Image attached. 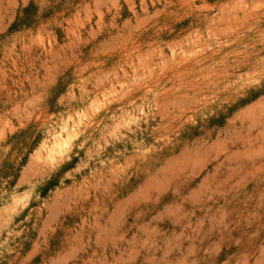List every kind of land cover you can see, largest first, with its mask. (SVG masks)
Here are the masks:
<instances>
[{
  "label": "rangeland",
  "instance_id": "1",
  "mask_svg": "<svg viewBox=\"0 0 264 264\" xmlns=\"http://www.w3.org/2000/svg\"><path fill=\"white\" fill-rule=\"evenodd\" d=\"M263 132L264 0H0V264H264Z\"/></svg>",
  "mask_w": 264,
  "mask_h": 264
},
{
  "label": "bare ground",
  "instance_id": "2",
  "mask_svg": "<svg viewBox=\"0 0 264 264\" xmlns=\"http://www.w3.org/2000/svg\"><path fill=\"white\" fill-rule=\"evenodd\" d=\"M235 7V6H234ZM225 9V8H224ZM236 9V8H235ZM201 34V33H200ZM199 35V34H198ZM197 36V35H196ZM237 45H240V43H236ZM237 47V46H236ZM240 46H238L237 48H239ZM189 48V47H188ZM218 52H214V53H211L210 55H208L206 58H204V60H203V62H202V65H204V66H206V67H208V66H210V64H212L214 61H218V60H220V54H217ZM219 53H220V50H219ZM244 57V56H243ZM246 58V57H245ZM238 60V59H237ZM212 62V63H211ZM241 64V63H240ZM208 65V66H207ZM220 65V64H219ZM213 66V65H212ZM242 66H245V67H247L248 66V63H247V61L246 62H244L242 65H240V66H237V67H231V69H230V71H232V70H235V69H237V68H240V67H242ZM211 67V66H210ZM220 67V66H219ZM243 70V69H242ZM192 71H194V69H192ZM212 77V76H211ZM215 77V76H214ZM210 79V78H209ZM217 79V78H216ZM213 80H214V78H213ZM211 81V80H210ZM209 81V82H210ZM212 82V81H211ZM213 83H216V84H218L217 82H212V84ZM209 84V83H208ZM211 86V85H210ZM218 86V85H217ZM220 86V85H219ZM207 87L209 88V86L207 85ZM207 88V89H208ZM211 88V87H210ZM218 87H216V91L219 89H217ZM194 89H196V87L194 86ZM218 94H219V97H220V89H219V91L217 92ZM216 92H215V95L217 94ZM213 94V93H212ZM182 101V100H181ZM264 133V132H263ZM247 151V150H246ZM244 153V152H243ZM252 154V153H251ZM250 155V154H249ZM38 165V164H37ZM49 165V164H48ZM29 167H30V165H29ZM49 168H51V167H49ZM260 168V167H259ZM26 169H29V168H26ZM36 169V168H35ZM34 169V170H35ZM43 169V168H42ZM39 170V169H38ZM26 171V170H25ZM36 171V170H35ZM28 172V171H27ZM37 172V171H36ZM25 173V172H24ZM213 173V172H212ZM33 176V175H32ZM31 177V176H30ZM204 183V182H203ZM53 213H54V211H53ZM89 240V239H88ZM69 254V253H68ZM67 254V255H68ZM74 256V255H73ZM119 259V258H118ZM95 263V262H94Z\"/></svg>",
  "mask_w": 264,
  "mask_h": 264
}]
</instances>
